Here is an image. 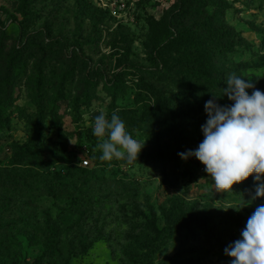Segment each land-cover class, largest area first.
Listing matches in <instances>:
<instances>
[{
  "label": "rangeland",
  "instance_id": "374dc122",
  "mask_svg": "<svg viewBox=\"0 0 264 264\" xmlns=\"http://www.w3.org/2000/svg\"><path fill=\"white\" fill-rule=\"evenodd\" d=\"M211 1L221 8L202 15L236 31L232 52L205 31L189 35L198 3ZM0 35L2 57L15 56L19 70L0 161L10 165L17 143L41 136L45 171L74 178L56 196L0 186V224L21 242L17 264H231L224 249L264 205L253 199L258 182L216 191L205 165L178 153L203 141L204 105L230 74L264 92V0H0ZM114 111L145 145L137 161H103L86 187L75 171L92 166L89 150L102 155L92 125Z\"/></svg>",
  "mask_w": 264,
  "mask_h": 264
},
{
  "label": "clouds",
  "instance_id": "9594fccd",
  "mask_svg": "<svg viewBox=\"0 0 264 264\" xmlns=\"http://www.w3.org/2000/svg\"><path fill=\"white\" fill-rule=\"evenodd\" d=\"M222 95L213 94L205 112L208 119L201 126L203 141L195 151L178 155L187 160L195 156L214 180L216 191H233V185L246 181L250 176L258 182L253 199L264 197V92L246 82L235 73L226 79ZM247 89H254L249 95ZM227 96L234 101L231 106H221L216 98ZM92 132L98 138L96 148L102 152V161L114 158L137 161L145 145L126 131L125 122L114 111L108 119L104 112L95 117ZM248 201L239 209L248 206ZM242 239L224 249L231 257V264H264V205L256 207L241 232Z\"/></svg>",
  "mask_w": 264,
  "mask_h": 264
},
{
  "label": "trees",
  "instance_id": "16d2710c",
  "mask_svg": "<svg viewBox=\"0 0 264 264\" xmlns=\"http://www.w3.org/2000/svg\"><path fill=\"white\" fill-rule=\"evenodd\" d=\"M214 5L217 8H221L217 1H211L210 3H198V6H202V9L198 7L197 12L200 14H194L191 18L193 25L189 28L190 36L194 34V31H205L210 35L212 43L216 44V47L220 52L234 51L235 47L239 45L236 37V31L228 28L224 25H218L215 22L214 15L203 16V10L209 6ZM6 41L3 35H0V129L5 127L10 121V117L6 116L8 109L12 106L11 101L14 95V82L16 79V73L18 70V59L15 56H7L6 51L4 57L2 53L5 47ZM222 84L221 79H214L212 82L213 88L218 89ZM37 99H41L42 96L39 93H34ZM41 116L44 114L43 105H39ZM171 124V123H169ZM169 124L168 129H169ZM186 149L184 152H188ZM192 151V150H191ZM92 156L91 167H77L75 174L78 177H82L86 180V187L92 179L96 178V168L102 164L100 152L94 153L89 150V155ZM14 160L10 165H3L0 161V186L4 189L12 190L15 192L22 193L23 195L31 196L37 194H49L56 196L60 186L65 184H73V179H63L62 177H56L50 175L45 169L49 166V162L45 158V149L41 136H37L31 139L26 144L17 143L15 146ZM24 158H30L34 161L32 164L23 163ZM91 158V157H90ZM89 161V160H88ZM72 162V160H71ZM70 174V173H69ZM2 218V217H1ZM200 221V220H199ZM49 234L51 237H55L56 229L52 225L51 220L48 222ZM157 232H162L156 224H154ZM168 230L166 228L162 229ZM5 224H0V264H17L18 255L16 256V249L21 246L20 240L16 236L6 237ZM12 244V245H11ZM20 244V245H19ZM18 246V247H17Z\"/></svg>",
  "mask_w": 264,
  "mask_h": 264
},
{
  "label": "built area",
  "instance_id": "2783aa9c",
  "mask_svg": "<svg viewBox=\"0 0 264 264\" xmlns=\"http://www.w3.org/2000/svg\"><path fill=\"white\" fill-rule=\"evenodd\" d=\"M84 163H85V166H87L89 164V161L86 160V161H84Z\"/></svg>",
  "mask_w": 264,
  "mask_h": 264
}]
</instances>
